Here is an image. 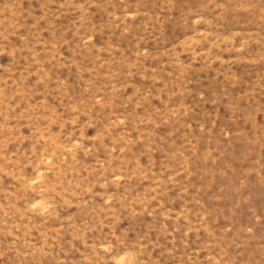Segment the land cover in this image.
<instances>
[{"label":"rangeland","instance_id":"374dc122","mask_svg":"<svg viewBox=\"0 0 264 264\" xmlns=\"http://www.w3.org/2000/svg\"><path fill=\"white\" fill-rule=\"evenodd\" d=\"M0 264H264V0H0Z\"/></svg>","mask_w":264,"mask_h":264}]
</instances>
